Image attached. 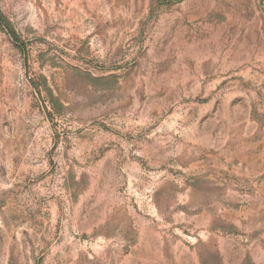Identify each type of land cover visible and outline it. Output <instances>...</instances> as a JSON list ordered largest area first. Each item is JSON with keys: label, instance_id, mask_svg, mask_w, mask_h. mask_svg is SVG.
<instances>
[{"label": "rangeland", "instance_id": "rangeland-1", "mask_svg": "<svg viewBox=\"0 0 264 264\" xmlns=\"http://www.w3.org/2000/svg\"><path fill=\"white\" fill-rule=\"evenodd\" d=\"M0 13V264H264V0Z\"/></svg>", "mask_w": 264, "mask_h": 264}, {"label": "trees", "instance_id": "trees-1", "mask_svg": "<svg viewBox=\"0 0 264 264\" xmlns=\"http://www.w3.org/2000/svg\"><path fill=\"white\" fill-rule=\"evenodd\" d=\"M0 24L3 25L7 31L8 34L12 37V38H16V34L15 32L12 30V28H10L8 22L5 20V18L3 17V15L0 13Z\"/></svg>", "mask_w": 264, "mask_h": 264}]
</instances>
